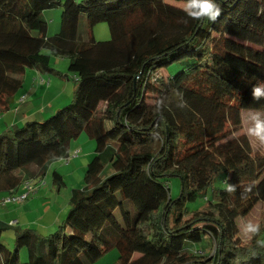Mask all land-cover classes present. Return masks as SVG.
I'll return each mask as SVG.
<instances>
[{
  "label": "trees",
  "instance_id": "obj_1",
  "mask_svg": "<svg viewBox=\"0 0 264 264\" xmlns=\"http://www.w3.org/2000/svg\"><path fill=\"white\" fill-rule=\"evenodd\" d=\"M184 3L0 0V111L25 70L65 76L50 66L52 56L67 58L76 82L51 116L0 132V193L42 181L82 132L95 144L83 186L71 189L51 233L0 226V264H92L111 249L120 264H264V228L243 245L237 224L238 204L264 201V156L230 144L213 152L216 165L203 161L242 111L264 112V98L251 96L264 81V0H218L215 21L188 18ZM56 8L59 31L47 36L42 14ZM99 23L109 40L93 39ZM174 63L181 69L156 81L155 72ZM51 176L59 189L61 175ZM170 178L181 183L176 198ZM207 242L212 252L202 250Z\"/></svg>",
  "mask_w": 264,
  "mask_h": 264
},
{
  "label": "rangeland",
  "instance_id": "obj_2",
  "mask_svg": "<svg viewBox=\"0 0 264 264\" xmlns=\"http://www.w3.org/2000/svg\"><path fill=\"white\" fill-rule=\"evenodd\" d=\"M179 6L184 8L182 4H179ZM60 14L61 8L43 11L42 15L47 23V36H53L59 31ZM79 30L85 35L84 40H87V28L84 23L79 25ZM91 34L95 41H107L110 38L109 30L105 23L94 25ZM50 66L61 72V74H66L64 78L68 80L65 81V83H68L69 87L76 86L73 75L67 72V59L64 60V58L52 56L50 58ZM180 69L181 65L174 63L168 67L167 70L161 69L156 71L154 77L156 81L165 82L167 74L172 75ZM69 102L70 101H68V103ZM63 104L56 107L48 116L55 113ZM256 114H260L264 117V112L242 111L240 113L239 124L236 126L229 124L222 139L218 143L208 146L207 155L203 160L207 167L214 166L219 162V158L213 152L230 144H238L241 146L240 152L238 153L244 152L251 156H264V143L259 142L255 137L249 136L247 132L248 127L251 126V117ZM10 118L11 114H7V112L0 114V132L7 129L9 124L8 120ZM245 144L246 146H244ZM72 147L73 149L70 150V152H72L69 153V156L73 154L75 148V150L78 151V155L69 159L68 162L55 161L50 164L42 181H30L29 191L23 184L12 194L0 193V213H2L0 220L2 222H8V225L17 226L21 229L27 228L37 230L42 236L51 233L54 228L62 222L68 211V199L71 189L83 186L85 168L93 156L95 144L82 132L75 140H71L70 148ZM53 170L60 174L63 180V185L60 186L59 189L52 181L51 172ZM180 185L181 183L178 178L169 179V193L171 198H176L178 196L180 193ZM214 186L216 187L217 183ZM27 192L28 194L25 199L19 200V197ZM200 197L201 196L198 197L195 203L187 205L189 210H194L201 204L199 200ZM237 210L239 211V218L237 220L238 237L243 245H248L251 243L254 235L264 228V201H259L255 196H252L238 204ZM53 217L55 222L52 221ZM13 221H17V223L12 224ZM248 224L257 226L258 230L254 232L248 231L246 228ZM11 237V231H4L1 241L12 250L13 244L11 243ZM210 248H214V244L207 242L202 250L205 252H212ZM24 260H26V257L21 256V261ZM92 264H120L118 261V251L116 249H111Z\"/></svg>",
  "mask_w": 264,
  "mask_h": 264
},
{
  "label": "crops",
  "instance_id": "obj_3",
  "mask_svg": "<svg viewBox=\"0 0 264 264\" xmlns=\"http://www.w3.org/2000/svg\"><path fill=\"white\" fill-rule=\"evenodd\" d=\"M63 58L64 60L67 59L65 57ZM65 76L62 77L54 74L41 75L34 70H25L22 73V87L14 95L4 97L1 103L2 111H0V114H4L5 112L11 114V118L8 120V127L11 125L19 126L31 120H43L48 117L56 107H59V105L63 103V106L68 103L73 96L75 87H69L68 83H65V81L68 80L64 78ZM22 97H24V100L19 102ZM71 149H73V147L70 148L69 145V152ZM75 149L74 151H77ZM1 214L2 213H0V216ZM52 221L55 222L54 217ZM15 223H17V221L12 222V224ZM1 225L7 226L8 222L5 223L0 220V226Z\"/></svg>",
  "mask_w": 264,
  "mask_h": 264
},
{
  "label": "clouds",
  "instance_id": "obj_4",
  "mask_svg": "<svg viewBox=\"0 0 264 264\" xmlns=\"http://www.w3.org/2000/svg\"><path fill=\"white\" fill-rule=\"evenodd\" d=\"M184 12L192 20L207 18L209 21H215L220 15L221 8L218 0H185ZM251 96L253 99L264 98V81H259L251 87ZM159 112V107H157ZM159 117V116H158ZM161 118V117H159ZM248 135L255 137L259 142L264 143V117L256 114L251 117V126L247 129ZM225 190L233 192L235 186L225 182ZM248 231H257V226L246 225Z\"/></svg>",
  "mask_w": 264,
  "mask_h": 264
},
{
  "label": "built area",
  "instance_id": "obj_5",
  "mask_svg": "<svg viewBox=\"0 0 264 264\" xmlns=\"http://www.w3.org/2000/svg\"><path fill=\"white\" fill-rule=\"evenodd\" d=\"M77 155H78V151H74L73 154H72L71 156H69L68 158H66V159H64V160H62V161L68 162L69 159L74 158V157H76ZM24 187H26V188L28 189V191H29V190H30V182H26V183L24 184ZM31 191H32V190H31ZM27 194H28V192L25 193V194H23V195H21V196L19 197V200H23V199H25V197H26Z\"/></svg>",
  "mask_w": 264,
  "mask_h": 264
}]
</instances>
